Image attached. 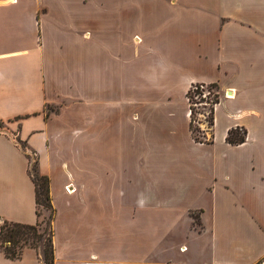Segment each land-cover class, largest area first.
Here are the masks:
<instances>
[{
    "label": "crops",
    "instance_id": "0c3cea01",
    "mask_svg": "<svg viewBox=\"0 0 264 264\" xmlns=\"http://www.w3.org/2000/svg\"><path fill=\"white\" fill-rule=\"evenodd\" d=\"M211 83L197 142L186 93ZM27 150L54 264H262L264 0H0V222L36 221Z\"/></svg>",
    "mask_w": 264,
    "mask_h": 264
},
{
    "label": "trees",
    "instance_id": "16d2710c",
    "mask_svg": "<svg viewBox=\"0 0 264 264\" xmlns=\"http://www.w3.org/2000/svg\"><path fill=\"white\" fill-rule=\"evenodd\" d=\"M210 88L215 89L212 96L208 98L212 92L210 89L206 90L208 94L203 98L201 95L204 93V84L192 85L186 93L189 109H190V130L193 139L197 142L210 143V136L207 137L205 131L207 129H201L199 126L194 125V108L193 103L205 102L207 107L202 105V108H206L205 121L207 122L208 129L213 124V106L219 99V93L217 92L216 84H208ZM198 96V101L194 100V96ZM200 132L201 135H197ZM246 132L243 128H232L228 130L226 135V141L230 144H240L245 140ZM33 154L34 152L31 151ZM28 159V174L34 185V202H35V215L36 221L33 224H25L19 222H10L2 220L0 222V251L8 259L16 260L22 255L24 248L34 249L39 255L41 264H54V253L52 243V219L54 217V207L51 202V196L49 192V178L46 175L40 174L37 167V159L35 156V164H31ZM44 207L49 211L47 221L45 222V228L41 227L39 221V207ZM197 223V221H196Z\"/></svg>",
    "mask_w": 264,
    "mask_h": 264
},
{
    "label": "rangeland",
    "instance_id": "374dc122",
    "mask_svg": "<svg viewBox=\"0 0 264 264\" xmlns=\"http://www.w3.org/2000/svg\"><path fill=\"white\" fill-rule=\"evenodd\" d=\"M208 89H210V91L212 92L210 95H208V98H210L212 96L213 92H215V89L210 88L208 86V84H204L205 92H207L206 90H208ZM193 98H194L195 101H198V96L195 95ZM202 105H205L207 107V104H198V103H193L192 104V106H193V108L195 110V112H194V125L195 126H199L201 129H207V131H208L207 122L205 121V116H206V110L207 109L206 108H202ZM53 111H56V110L53 108ZM197 135L200 136L201 133L197 132ZM88 144H89V150H88V153H89V161L88 162L89 163L88 164H89V174H90V181H91V180L96 179L97 175H98V171H99L98 155H99V153L103 154L105 151L103 150V145L102 144L100 145V148H99L98 142L97 141L94 142L90 138H89ZM19 146L22 147L23 149H27V145L22 143V142L19 143ZM70 147H74V146H70ZM75 149H77L78 154H81L83 152L80 143H79V145L75 146ZM27 152L29 154V160H30L29 162L31 164H35V156H34V154L30 150H27ZM84 152H85V150H84ZM110 154H111V150L108 147L107 150H106L107 157ZM79 163H80V166H81V162L80 161H79ZM28 165H29V163H28ZM86 166H87V162H86ZM100 167H101V169L105 168L108 171V168L110 167L109 162L105 161V166L101 165ZM39 213H40L39 221L41 223V227L45 228L46 227L45 226V222L47 221L49 211L41 206V207H39ZM262 264H264V258L262 260Z\"/></svg>",
    "mask_w": 264,
    "mask_h": 264
},
{
    "label": "built area",
    "instance_id": "2783aa9c",
    "mask_svg": "<svg viewBox=\"0 0 264 264\" xmlns=\"http://www.w3.org/2000/svg\"><path fill=\"white\" fill-rule=\"evenodd\" d=\"M206 94H207V92L204 91V93H202L201 96H202L203 98H205V97H206ZM198 104H207V103H205V102H202V103L199 102ZM65 190H66V191H71L72 189L69 190V189L66 187Z\"/></svg>",
    "mask_w": 264,
    "mask_h": 264
}]
</instances>
